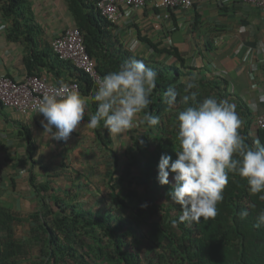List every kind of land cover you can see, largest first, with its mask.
I'll return each instance as SVG.
<instances>
[{"label": "trees", "instance_id": "trees-1", "mask_svg": "<svg viewBox=\"0 0 264 264\" xmlns=\"http://www.w3.org/2000/svg\"><path fill=\"white\" fill-rule=\"evenodd\" d=\"M66 1L103 76L131 59L142 60L158 72L152 103L138 116L142 120L145 114L152 113L161 120L155 127L138 124L123 168L119 169L120 159L113 154L115 167L109 165L105 175L111 188L107 193H96L89 190L90 183H83V194L95 198L96 205L76 198L63 202L57 197H52L49 204L42 196L43 204L39 211L30 214L29 222L0 206V264H148L154 260L160 264H264V227H255L256 215L264 210V201L248 191L246 179L230 174L215 219H201L200 223L192 224L178 222L176 227L172 221H178L182 207L172 204L168 196L175 182L174 174L170 172L169 185L162 186L157 179L161 155H170L175 160L179 149L176 113L183 106L167 109L162 93L168 87L182 90L191 82L196 85L192 91L198 93V99L213 96L234 104L244 121L241 135L250 146L257 139L264 143V129L254 128L252 108L230 91L227 78L213 77L202 67L188 65L175 46L160 48L152 43L155 51L174 56L175 63L169 64L145 58L123 45L115 33L116 24L102 14L98 0ZM25 5L26 0H0L3 16L15 21L14 32L21 23L18 17ZM31 53L33 59L39 54L35 50ZM26 61L31 68L30 58ZM71 65L83 94L97 88L88 74ZM103 131L97 133L99 139L110 135L107 129ZM31 184L38 192L49 189L36 179ZM145 203L147 207H142ZM244 208L250 215L240 219L239 212ZM16 220L24 232L21 236L17 235Z\"/></svg>", "mask_w": 264, "mask_h": 264}, {"label": "crops", "instance_id": "crops-1", "mask_svg": "<svg viewBox=\"0 0 264 264\" xmlns=\"http://www.w3.org/2000/svg\"><path fill=\"white\" fill-rule=\"evenodd\" d=\"M18 18L21 23L14 32V19L5 18L0 10V74L15 80L37 74L56 84L77 81L71 65L74 63L59 59L52 49L58 35L76 26L68 2L26 0ZM115 24L121 43L135 53L173 64L174 56L167 55L171 59L166 61L151 46H175L188 65L202 67L213 77L227 78L230 91L244 100L255 116L264 112V13L257 6L217 0H196L191 8L168 11L151 5H122L120 20ZM33 50L39 52L34 59L30 57ZM26 58H30L31 68ZM95 90L90 94L79 92L86 99L87 111L80 129L67 141L42 136V114H23L0 103V206L13 216L31 221L30 214L39 211L43 204L42 196L49 204L52 197L63 202L73 198L83 202L87 198L83 183L98 184L93 181L98 173L103 176V188L98 184L100 192L111 189L105 175L109 165L115 167L113 154L120 159L119 169L128 162L123 161L128 160V154L127 150L124 155L120 153L121 135L97 137V133H104L102 122L98 129L85 126L89 113L97 110ZM139 120L137 116V124L131 129L132 141ZM34 179L49 189L38 192L31 184ZM15 222L19 227L18 220ZM23 233L22 230L17 235Z\"/></svg>", "mask_w": 264, "mask_h": 264}, {"label": "clouds", "instance_id": "clouds-1", "mask_svg": "<svg viewBox=\"0 0 264 264\" xmlns=\"http://www.w3.org/2000/svg\"><path fill=\"white\" fill-rule=\"evenodd\" d=\"M158 75L138 59L126 61L118 70L104 75L94 94L97 110L89 113L85 126L98 129L103 122L110 136L127 133L136 126L138 114L152 103ZM194 88L196 85L188 82L182 90L170 86L162 93L169 111L183 106L176 113L177 159L163 154L158 163L159 184L169 185L170 172L174 174L168 196L172 204L182 207L178 221H172L173 227L178 222L192 224L215 219L230 174L246 179L248 191L264 201V143L257 139L250 146L245 142L240 132L244 121L234 104L213 96L200 100L198 93L192 91ZM35 109L44 117L42 136L54 141H67L80 129L87 111L86 99L78 91L45 93ZM160 120L159 115L147 113L139 123L155 127ZM249 215L247 208L239 212L240 219ZM255 227H264V210L257 213Z\"/></svg>", "mask_w": 264, "mask_h": 264}, {"label": "built area", "instance_id": "built-area-1", "mask_svg": "<svg viewBox=\"0 0 264 264\" xmlns=\"http://www.w3.org/2000/svg\"><path fill=\"white\" fill-rule=\"evenodd\" d=\"M196 0H98L97 5L104 16L111 22L117 23L121 17V6L127 5L142 8L147 5L162 8L166 11L175 8H191ZM223 4L244 3L260 8L264 13V0H217ZM52 49L59 59L72 62L79 69L88 74L97 85L103 75L99 72L97 60L91 56L84 42V37L77 26L68 27L52 42ZM63 86V87H62ZM60 91L68 93L81 91L79 81L56 84L41 75H29L23 80H15L9 75L0 74L1 103L18 109L27 114L36 111L35 105L45 93ZM255 129H264V112L254 119Z\"/></svg>", "mask_w": 264, "mask_h": 264}, {"label": "rangeland", "instance_id": "rangeland-1", "mask_svg": "<svg viewBox=\"0 0 264 264\" xmlns=\"http://www.w3.org/2000/svg\"><path fill=\"white\" fill-rule=\"evenodd\" d=\"M159 57L163 58L166 61H170V59H171V58H168L167 55H164V54L163 55L160 54ZM167 59H169V60H167ZM136 124H137V122H136ZM132 130L130 129L127 133L121 135V139H120L121 140L120 153L121 154L123 153V155H124V153L127 150V145L132 141L131 138H130V133H131ZM124 160L126 162L128 161L126 158H124L123 161ZM102 177H103L102 173H98L93 178L94 179L93 181L97 182L101 186V188H103L102 185H101V182H102L101 178ZM98 184H92L93 190H95L97 193H99V191H100V187L98 186ZM102 184H104V183H102ZM137 188L138 189H142V187H137ZM85 201H87L88 205H90V206L96 205L95 198H91V195H90L89 198H86ZM19 232H21V227H19ZM149 253H148V257L151 256V255H149ZM146 256H147V254H146ZM105 264H107V263H105ZM148 264H160V263H158L156 260H154V261L149 262Z\"/></svg>", "mask_w": 264, "mask_h": 264}]
</instances>
